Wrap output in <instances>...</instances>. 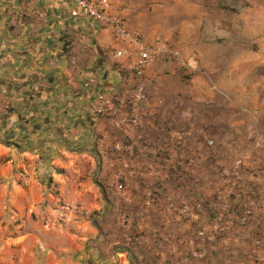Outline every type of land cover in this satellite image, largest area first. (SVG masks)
Here are the masks:
<instances>
[{"label":"crops","instance_id":"crops-1","mask_svg":"<svg viewBox=\"0 0 264 264\" xmlns=\"http://www.w3.org/2000/svg\"><path fill=\"white\" fill-rule=\"evenodd\" d=\"M72 8L69 0H0V264H256L253 242L264 243V60L258 51L232 50V10L199 0L113 6L146 43L165 42L198 66L189 80L163 55L145 69L139 132L146 146L131 161L136 174L127 176L135 203L168 129L191 132L177 157L194 158L202 169L198 197L224 183L211 171L227 174L246 155L241 184L256 202L250 220L230 225L211 239L207 257L193 259L183 246L171 251L191 231L163 201L142 222L135 214L127 219L136 240L121 245L123 215L133 209L101 183L120 166L113 145L123 135L114 116L96 114L94 106L98 95L132 90L133 58L113 59L124 46L111 29L72 17ZM212 134L221 146L201 162L200 138ZM218 249L222 256H211Z\"/></svg>","mask_w":264,"mask_h":264},{"label":"built area","instance_id":"built-area-1","mask_svg":"<svg viewBox=\"0 0 264 264\" xmlns=\"http://www.w3.org/2000/svg\"><path fill=\"white\" fill-rule=\"evenodd\" d=\"M69 1L73 5L72 17H87L100 27L110 28L114 43L124 46V48L112 51L113 59L122 57L126 53L133 58L130 71L135 83L132 90L124 96L114 95L106 98L102 94L98 95L94 106L96 114L114 116V125L123 135V140L113 145L115 159L120 166L113 170L108 179L103 180L101 187L107 194L118 198L124 206L128 205L135 211L130 210L123 215V223L127 231L124 233V246L130 248L136 240L134 235L129 233L131 231H129L130 226H128L127 219L134 218L135 214L138 221L142 222L146 212L163 201L175 219L188 225L191 231L189 237H177L176 245L171 247V251L183 246L187 249L190 258H200L201 251L208 247V240L215 238L216 235H223L234 223H247L252 216L253 208L256 206L254 196L249 191H244L239 181L242 179L240 173L242 160L235 161L233 172L235 181H230V186L220 191L222 200L216 208L217 204L210 201L205 202L196 194L194 184L199 165L195 159L189 157L182 161L177 157L178 151L186 148L191 132L183 128L168 129L163 141L164 149L155 153V165L146 171L150 180L143 185L139 195L140 201L135 203L127 187V176L136 174L131 169V161L138 159L146 146L145 138L139 132L143 123L141 110L147 99L143 81L145 69L161 55L178 63L185 75L188 73L189 64L185 61L181 50L170 47L165 42L150 45L142 39L139 33L129 30L124 25L123 19L113 12V6L117 0ZM213 144L212 139L206 140L207 147L212 148ZM173 169L186 176L184 191L172 183L175 181V178L171 177ZM205 216L210 220L208 226L203 224ZM252 258L256 264H264V243L261 238H256L253 242Z\"/></svg>","mask_w":264,"mask_h":264},{"label":"rangeland","instance_id":"rangeland-1","mask_svg":"<svg viewBox=\"0 0 264 264\" xmlns=\"http://www.w3.org/2000/svg\"><path fill=\"white\" fill-rule=\"evenodd\" d=\"M192 1V0H190ZM195 1V0H194ZM201 3L205 2L206 4H216L218 3L220 6H226L228 9H231V30H230V35H231V46L232 50H240V51H258L262 54L263 60H264V0H199ZM257 1V2H256ZM256 2V3H254ZM258 4L257 9L255 10V5ZM258 14H255V13ZM184 57V56H183ZM185 61L189 64V67L187 69V74H184V79L189 80L194 72H196L197 68L193 67H198L197 64L195 66H192L191 61L187 58H185ZM196 69V70H195ZM192 136V135H191ZM190 136V138H191ZM189 138V140H190ZM207 139H212L214 141L213 147L209 148L206 146V140ZM188 140V141H189ZM221 138H217L212 134V135H205L200 138V160L202 161H211L214 156V151L215 149L217 150L218 147L221 146ZM187 141V145L188 142ZM246 155H241L238 156L233 160V166L230 171L226 173L222 171H211V172H217V173H222L221 178L225 179L223 181L224 183L221 185H214L213 183L209 186V189L212 191V193L208 196V198H205L203 194H200V199H202L205 202H213L216 205V208L219 205V201L222 200V196L219 194L220 191H224L226 188L230 186V181H235L233 179V172H234V163L238 159H241L242 162L244 161ZM243 165L240 168V173H241V178H243ZM202 169L200 168L198 173H199V180H202L203 174H202ZM240 183L242 182V179L239 180ZM201 191V190H200ZM202 193V192H200ZM220 198V199H219ZM125 235L123 234L122 236V242L121 245L124 246L125 240H124ZM157 237V236H156ZM223 235H216L215 239H220L222 238ZM211 241L208 240V245L209 242ZM212 246V245H211ZM209 252V247H206L204 251H201V258L207 257ZM220 253L222 256V251L216 250V252L213 250L211 251V256H215L214 253Z\"/></svg>","mask_w":264,"mask_h":264},{"label":"trees","instance_id":"trees-1","mask_svg":"<svg viewBox=\"0 0 264 264\" xmlns=\"http://www.w3.org/2000/svg\"><path fill=\"white\" fill-rule=\"evenodd\" d=\"M171 172V177L175 178V181H172L174 186L184 191L186 189V185L184 183L186 181V176H183L182 173H178L175 169H173ZM210 215L212 216V213H210Z\"/></svg>","mask_w":264,"mask_h":264}]
</instances>
